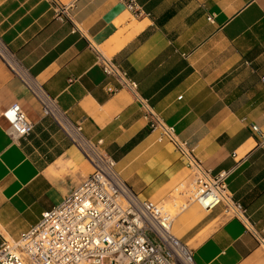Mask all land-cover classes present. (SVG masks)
<instances>
[{
	"label": "crops",
	"instance_id": "crops-1",
	"mask_svg": "<svg viewBox=\"0 0 264 264\" xmlns=\"http://www.w3.org/2000/svg\"><path fill=\"white\" fill-rule=\"evenodd\" d=\"M139 4L136 18L121 0H0V39L70 123L103 141L140 200L168 203L188 177V158L162 125L206 168L232 170L229 191L248 219L192 204L172 231L196 264H264V142L252 128L264 133V0ZM99 52L137 83L138 97L104 72ZM14 103L34 127L20 138L0 118V245L94 170L0 57V113Z\"/></svg>",
	"mask_w": 264,
	"mask_h": 264
},
{
	"label": "built area",
	"instance_id": "built-area-1",
	"mask_svg": "<svg viewBox=\"0 0 264 264\" xmlns=\"http://www.w3.org/2000/svg\"><path fill=\"white\" fill-rule=\"evenodd\" d=\"M121 1L134 17L145 14L139 0ZM62 13L66 15L65 11ZM58 17L61 18V13ZM208 19L212 20V17ZM0 57L12 71L23 77L41 102L44 114L59 123L94 168L17 240L4 241L0 245V264H196L193 251L172 231L180 213L192 204L205 210L222 204L227 216L244 222L248 219L246 210L229 191L228 179L232 170L215 172L206 168L188 143L177 141L173 128L164 125V134L188 158V177L170 193L174 211L166 203L140 200L120 177L116 160L102 148L103 141H91L83 135L80 125L70 123L55 100L29 78L1 39ZM98 60L104 72L117 79L120 88L138 97L137 83L120 66L101 52ZM261 80L264 85V76ZM109 90L115 92L117 88ZM0 118L20 138L28 137L34 127L19 103L4 109ZM252 128L264 142V133L256 125ZM259 244L264 250V239H260Z\"/></svg>",
	"mask_w": 264,
	"mask_h": 264
},
{
	"label": "rangeland",
	"instance_id": "rangeland-1",
	"mask_svg": "<svg viewBox=\"0 0 264 264\" xmlns=\"http://www.w3.org/2000/svg\"><path fill=\"white\" fill-rule=\"evenodd\" d=\"M166 206L171 210V211H174V209L172 208L171 206V202L169 201L168 203H166Z\"/></svg>",
	"mask_w": 264,
	"mask_h": 264
},
{
	"label": "bare ground",
	"instance_id": "bare-ground-1",
	"mask_svg": "<svg viewBox=\"0 0 264 264\" xmlns=\"http://www.w3.org/2000/svg\"><path fill=\"white\" fill-rule=\"evenodd\" d=\"M136 22V21H135ZM105 55V54H104ZM106 56V55H105ZM108 57V56H107ZM172 206V205H171Z\"/></svg>",
	"mask_w": 264,
	"mask_h": 264
}]
</instances>
